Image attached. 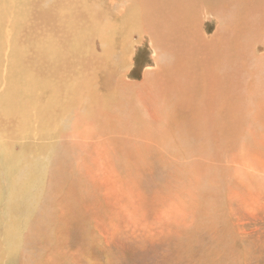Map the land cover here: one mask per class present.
Listing matches in <instances>:
<instances>
[{
  "label": "rangeland",
  "instance_id": "rangeland-1",
  "mask_svg": "<svg viewBox=\"0 0 264 264\" xmlns=\"http://www.w3.org/2000/svg\"><path fill=\"white\" fill-rule=\"evenodd\" d=\"M130 1L80 0L86 66L67 0H0V264H264V23L202 24L242 30L199 101L195 57L115 31Z\"/></svg>",
  "mask_w": 264,
  "mask_h": 264
},
{
  "label": "bare ground",
  "instance_id": "bare-ground-1",
  "mask_svg": "<svg viewBox=\"0 0 264 264\" xmlns=\"http://www.w3.org/2000/svg\"><path fill=\"white\" fill-rule=\"evenodd\" d=\"M67 1L72 7L70 16L74 15V18L72 19L73 23L71 26H73L75 32H70L72 38L69 40L68 50L71 53L68 57H65L64 61L70 62V59L72 61L73 58L75 59L73 64L83 63L86 66L93 64V62L95 63V61L101 63L102 58L95 57L93 56L94 54L92 55L87 52V41L84 39V35H86L85 37L90 35V33L87 34L88 32L86 33V31L92 33L104 26L101 25L98 20L100 13L97 9L99 8L92 9L89 17L87 16L91 23L87 24L86 17H83L78 13L84 12L87 15V7L82 5L80 0H72V2L69 0ZM130 3L128 9L124 12V15L115 26V31L119 35L120 27L121 33L126 29L142 28L145 32H148L151 35L154 41V49L173 53L174 55L172 56H174V58L186 55L195 57L196 59H194V61L201 65V70L193 73L192 76L185 80V83L191 85L195 78L198 79V77H202L204 79V85H201L198 88L199 101L207 98L208 92L213 91L210 89L211 87H214L217 93L216 99H219L224 95L223 88H226L228 85L222 83L223 77L217 74L218 71L216 69H210L209 64L229 60L233 57L234 44L236 40H239V36L241 35L240 31L242 30L241 27H237L232 29V33H229L231 30L222 28V31L220 29L218 32L217 29L213 32L214 36L210 38V34L207 35L202 33V24L214 16L211 14L216 11L218 13L217 17L221 18L224 25L231 24L232 19H235L237 23H243L244 25L249 24V27L251 28L250 33L253 34H255L253 29L256 25L264 23V20L261 21V23L257 22V19L262 20L264 17V8L260 14L258 13V10L264 7V0H132ZM201 3H204L201 13L199 11L196 12L197 6ZM136 4L142 6V11ZM259 4L260 6L262 5V7H260ZM240 5L245 6L246 10L238 8ZM233 6H235L234 12ZM145 8L148 9L145 14H143V9ZM137 14H141L143 19L142 22L138 20ZM109 37L113 39L115 36L112 34L109 35ZM105 48L106 50L109 48L107 43ZM59 52L62 53L63 51L60 49ZM36 61H41L40 55L37 57ZM173 63L175 62H172L171 64ZM21 64H24L23 59ZM172 71L173 70L171 69L170 72ZM76 79L78 78L76 77ZM75 82L76 80L72 79L70 83H65V90L62 87V91H70L75 85ZM229 86L233 87L232 85ZM60 93L61 91L56 88L54 82L48 93V101L46 99L47 105L51 106L55 104L57 102L55 95H60ZM50 96L52 98L51 101ZM15 225L14 227H16ZM14 244L16 243L14 242Z\"/></svg>",
  "mask_w": 264,
  "mask_h": 264
}]
</instances>
